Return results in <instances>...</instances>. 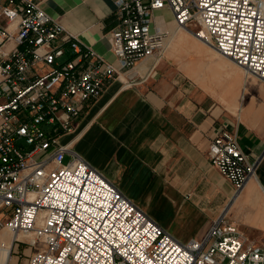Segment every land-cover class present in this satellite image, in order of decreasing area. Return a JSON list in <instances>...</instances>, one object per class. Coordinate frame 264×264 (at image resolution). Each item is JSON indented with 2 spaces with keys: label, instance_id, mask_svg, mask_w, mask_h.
<instances>
[{
  "label": "built area",
  "instance_id": "built-area-1",
  "mask_svg": "<svg viewBox=\"0 0 264 264\" xmlns=\"http://www.w3.org/2000/svg\"><path fill=\"white\" fill-rule=\"evenodd\" d=\"M41 3L0 0V230L11 232V245L31 247L26 264H264V246L245 243L233 223L216 220L203 238L178 240L60 142L111 80L162 57L168 31L154 19L162 8L264 80V0H117L114 62ZM207 156L236 194L255 173L236 130H217Z\"/></svg>",
  "mask_w": 264,
  "mask_h": 264
},
{
  "label": "crops",
  "instance_id": "crops-1",
  "mask_svg": "<svg viewBox=\"0 0 264 264\" xmlns=\"http://www.w3.org/2000/svg\"><path fill=\"white\" fill-rule=\"evenodd\" d=\"M41 5L82 43L115 61L117 0ZM154 19L168 31L162 57L146 56L130 79L111 80L60 142L70 143L178 240L201 239L222 220L235 224L245 243L264 246V80L180 30L169 8L155 11ZM223 127L236 130L242 150L257 161L239 194L207 156ZM17 244L10 263L19 256Z\"/></svg>",
  "mask_w": 264,
  "mask_h": 264
},
{
  "label": "bare ground",
  "instance_id": "bare-ground-1",
  "mask_svg": "<svg viewBox=\"0 0 264 264\" xmlns=\"http://www.w3.org/2000/svg\"><path fill=\"white\" fill-rule=\"evenodd\" d=\"M180 30L192 33V31L190 29H187L184 27H180ZM171 36H173V35H171ZM0 241L4 242L3 246L0 249V264H8L9 259H10V248H11V243H12V234L8 233V231H6V229H4V231L0 230Z\"/></svg>",
  "mask_w": 264,
  "mask_h": 264
},
{
  "label": "rangeland",
  "instance_id": "rangeland-1",
  "mask_svg": "<svg viewBox=\"0 0 264 264\" xmlns=\"http://www.w3.org/2000/svg\"><path fill=\"white\" fill-rule=\"evenodd\" d=\"M43 156V155H42ZM240 193V192H239ZM239 193H237V194H239ZM2 231H4V229H2ZM6 231H8V230H6ZM8 233H10L11 234V232L10 231H8ZM18 246V248L16 249V251H15V255H19L18 256V258H16L17 260L15 261L14 260V262H12V263H10V264H20V260L22 259V258H24V257H27L28 255H29V252L31 251V247L30 246H28V245H25V244H23V243H18L17 244ZM21 258V259H20ZM20 259V260H19ZM23 261H24V259H23ZM22 264V263H21Z\"/></svg>",
  "mask_w": 264,
  "mask_h": 264
}]
</instances>
